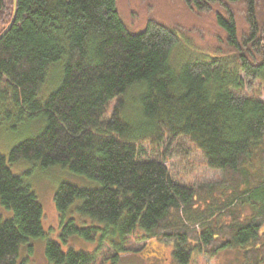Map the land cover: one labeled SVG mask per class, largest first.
<instances>
[{
    "label": "trees",
    "instance_id": "obj_1",
    "mask_svg": "<svg viewBox=\"0 0 264 264\" xmlns=\"http://www.w3.org/2000/svg\"><path fill=\"white\" fill-rule=\"evenodd\" d=\"M24 118L43 127L0 154V264L44 235L20 161L95 183L55 189L48 264L153 239L178 264L233 248L264 263V0H0V122ZM188 143L219 180L171 176Z\"/></svg>",
    "mask_w": 264,
    "mask_h": 264
},
{
    "label": "rangeland",
    "instance_id": "obj_2",
    "mask_svg": "<svg viewBox=\"0 0 264 264\" xmlns=\"http://www.w3.org/2000/svg\"><path fill=\"white\" fill-rule=\"evenodd\" d=\"M125 25L129 31L134 32L130 26L126 23ZM244 92L248 94L253 93L250 90H244ZM42 127L43 122L39 118H24L15 123L0 122V154L7 157L13 146L22 139L33 137ZM185 146L188 147L186 155L181 156L175 153L169 155V161L166 165L173 178L189 185L206 184L220 179V172L208 168L204 159L193 145L188 143ZM10 169L14 174L24 176L42 208L41 226L44 235L31 241L32 252L28 256L25 247L20 249L18 263L23 261L24 264H48L44 256L46 241H60L58 237L60 225L53 202L55 189L61 182L89 188L94 187L95 183L58 167L44 169L27 161L11 164ZM243 214L244 216H249L250 209L246 207ZM0 217H11V211L0 206ZM262 227L264 228V223ZM76 240L78 245L83 249H92V245L84 242L82 239ZM129 244L130 249L126 253H122L119 260L113 264H178L172 258V248L168 241L153 239L142 244H136L134 241L129 240ZM62 249L65 250V245H63ZM24 258H26V261L23 260ZM243 261L241 251L233 248L220 250L211 256L203 253H193L191 260L186 264H246ZM102 264L112 263L105 261Z\"/></svg>",
    "mask_w": 264,
    "mask_h": 264
}]
</instances>
